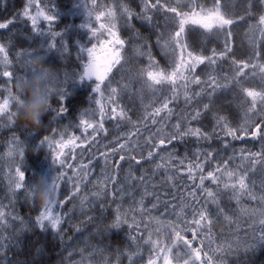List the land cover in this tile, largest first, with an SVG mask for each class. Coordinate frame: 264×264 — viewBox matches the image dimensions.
Here are the masks:
<instances>
[{
    "label": "snow or ice",
    "instance_id": "snow-or-ice-1",
    "mask_svg": "<svg viewBox=\"0 0 264 264\" xmlns=\"http://www.w3.org/2000/svg\"><path fill=\"white\" fill-rule=\"evenodd\" d=\"M80 6L87 17L83 27L89 29L92 37L98 39L97 34H103L100 32L101 29L107 32L109 37L99 42V51L95 43L81 50L85 54L86 62L80 79L94 78L95 94L103 96L101 89L104 85L110 88L109 102L116 103L114 97L118 95V90L111 87L110 74L114 69L117 72L124 71V65L129 63L125 55L126 41L121 36V29H126L140 41L133 46L135 56L146 58L147 61V67L141 68L137 73L138 78L143 80L146 88L153 90L154 95L156 91L165 89L170 91V95H162V106L140 117L136 122H133L132 117L124 110L117 112L116 108H112L109 114L105 110L106 106L100 105V119L94 126L90 121L95 116L96 109L83 110L77 127H81L85 133L89 129L94 134L100 131L107 132L104 127V120L107 117L114 122L123 120L130 123L132 128L136 129L130 135L137 138L142 136L140 122L143 120L148 136L144 138L143 145L138 140L133 143L129 139V134L123 137L125 141L123 143L120 142L122 137L117 136L115 143L118 147L100 153L95 161L90 159L87 164L77 165V170H74L71 176L64 170L73 168L67 163V153L64 149L69 146L75 149L76 141L81 138L72 135L67 140L64 139L70 125L49 126L46 131L50 130L51 134L43 135L40 143L48 148L53 165L59 167V170L57 167L54 169L55 174L51 176V186L57 193V199L47 207H39L38 214L34 218L25 220L21 216H11V220L18 222L19 227L9 223L8 218L11 214L0 206V264H43V246L36 249V255L31 260L14 259L16 252L25 247L22 241L25 232L34 229H38L41 233L51 232L54 238L59 239L62 255L74 239L72 236H67L69 229L77 235H83V231H88L87 228L82 227L84 225L92 226V231L89 232V238L84 240L85 248L79 249L78 254L82 257L90 246L89 239H95L97 236L103 238L112 230L123 227L126 229L127 239L138 250L128 256L129 264H135L133 257L138 255L139 250L144 246H148L147 264H160L161 259L162 264H230V257L236 258L235 264H247L248 255L254 253L258 247L264 246V88L260 91L250 87L241 89L244 96L241 106L245 107V112L244 120L240 124H234V118L224 114L230 105L215 107L213 98L230 85L240 84L248 76L245 70L249 69V62L235 58L237 52L231 45L232 30L240 22L254 18L253 9L260 11L259 25H264V0H259L258 4L249 0L244 10L245 15L239 16L238 19L232 18L238 16V13L229 12V5L222 3L221 0H214L211 8H204L193 0H142V4L137 5L139 11H133L128 5L119 4L116 7H109L106 12H97L99 5L96 0H91V4L88 0H80ZM32 8H35V14L31 11ZM55 11L53 0H45L43 4L40 0H27L19 16L30 22L34 32L41 31V21H43L51 35L47 48H58L66 52V44L62 40L58 43L57 37H60V33L54 30ZM102 18L107 23H100ZM15 19L14 15L8 20L0 21V29H7L9 23ZM118 20L123 23L118 25ZM94 21L99 23V28L93 26ZM136 22L147 29L146 35L136 27ZM261 31L264 34V29ZM196 35L207 38L208 43H212V35H223V46L217 44L211 49L202 47L203 40L193 39ZM29 55V49L17 51L13 61L9 58V42H0V75L7 78V84L0 85V89L7 93L0 102V114L6 116L8 125L15 123V113L9 111V106L19 101L12 86L23 78L24 60ZM255 55L264 59V49L255 52ZM225 64H228L227 70L224 68ZM181 88L185 108L176 113L175 108L170 105L178 106ZM194 88H198L199 91H194ZM65 95V89L62 87L56 96L57 107L51 108L55 114L53 119L67 111L63 102ZM205 97L209 103H202V98ZM95 103L99 105L100 101L96 100ZM201 103L202 107H193V104ZM161 112L165 114L163 117H160ZM209 113H211L210 118ZM174 114L175 123L168 124L171 131H166L164 126L157 128L155 132L148 129V120H151L152 125L155 126L162 119L171 120ZM3 126L0 122V127ZM117 126L119 127V124ZM57 136L59 139L56 138ZM83 139L87 140L88 137L84 136ZM245 139L258 141L260 150L251 152L241 148L238 157L241 164L233 168L230 165L234 159H237L235 149L233 155L227 158L221 155V151L227 152L231 147L230 140ZM188 140L194 141L197 145L191 155L188 154L189 150L186 147ZM92 143H96L95 138ZM214 143L220 144L222 148L212 147ZM180 145L185 146V154L182 157L179 155ZM25 149V141L14 133L3 158L7 159L9 168H14V174L10 173L7 177L9 193L15 197L17 191L23 189L25 199L31 202L30 185L36 178L26 180V173L23 170ZM145 150H147L146 155ZM162 152L166 155H161ZM83 154L84 149L81 150V157ZM117 154H120L119 160H112L110 163V157H115ZM157 157L164 163H156L151 169L141 167L142 164L154 162ZM101 160L103 164L100 166L99 175L103 180L94 185L96 191L81 195L82 185L87 188L84 181L93 174V167ZM213 161L216 162L214 166ZM125 163L128 165L127 170L124 168ZM134 166L140 170V175L134 174ZM157 171L163 173L164 185L171 182V187L177 188V195L169 191L167 195L170 199H161V194L155 191L157 185L151 184ZM148 172H151V175H147ZM121 173H125L122 178ZM257 173L260 176L259 196L254 191L257 181L251 179ZM61 183L70 185L63 199L60 198ZM88 183L91 181L89 180ZM150 184L153 189L151 192L148 190ZM137 185L144 189L139 203L143 205L145 197L151 202L150 209L141 208L138 213L141 216L139 221L135 216L128 217L127 213L121 212L122 205L118 203L125 196H132L135 203V192L129 189L138 191ZM225 191L232 193L230 200L235 199L238 205L242 195H247L250 200L260 205L238 209L240 215L246 217L244 223L247 227H241L239 219H233L236 212H233L232 216L228 215L232 210L223 206L222 196ZM200 198L204 199V204L200 203ZM177 200L180 202L176 203ZM76 201L78 204L75 203ZM69 204L71 207H68ZM111 204H116L114 213L110 211ZM161 207L164 209L161 215H175L183 224V228L178 230L175 221L165 222L151 217V220L162 228L171 229L166 233V240L171 241V247L159 239V232L155 240L152 239L151 233L147 239L144 236L149 225L144 222L143 216L150 215L152 211L159 212ZM65 208L67 211H63ZM77 208L84 219L73 224L72 214ZM177 208L180 209L179 212ZM89 213L93 214L89 215ZM187 215L192 216L191 221L185 218ZM214 216L217 218L222 216L230 225H237L235 231L229 233L230 238L222 243H217L212 235ZM65 223L69 228L64 227ZM189 235L191 239L188 238ZM174 249H182V251H174ZM10 252L13 255L10 256ZM74 254L77 253L68 251L70 264H83V259L71 261ZM140 259H143L142 254ZM59 264H64V260L62 259Z\"/></svg>",
    "mask_w": 264,
    "mask_h": 264
},
{
    "label": "trees",
    "instance_id": "trees-1",
    "mask_svg": "<svg viewBox=\"0 0 264 264\" xmlns=\"http://www.w3.org/2000/svg\"><path fill=\"white\" fill-rule=\"evenodd\" d=\"M26 2L27 0H0V21L8 20L14 15L16 16V19L12 23H9L7 29H0V42H9V58L13 61H15V52L24 49H33L36 47H47L49 41L51 40V35L46 30L47 25L43 21H41V31L34 32L32 31L30 22L23 20L19 16V12L22 10ZM40 2L43 4L45 0H40ZM193 2L198 3L204 8H211L214 0H193ZM221 2L229 5V12L238 13V16L232 17L234 19H238L239 16L245 15L244 10L246 5L249 3V0H221ZM251 2L258 4L259 1L251 0ZM53 3L56 10L54 30L60 33V37H57L58 43L62 40L67 46V51L58 50V48L48 49L49 54L45 62L56 69L58 76L63 81V86L66 92L63 102L67 111L56 119H53L55 114L52 109H50L43 117L41 127L37 130L24 127L18 121H15L12 125H8L6 116L0 114V122L4 125L3 127H0V206H2L5 212L11 214L8 219L9 223L14 227H19V224L18 222L12 221L11 216H21L25 220H28L30 217L34 218L39 211L38 206L33 205L30 201L25 199L23 189L18 190L15 197L9 193L7 177L10 173L14 174V168H9L7 159L3 157H5V154L8 151L9 141L14 133L19 136L21 140H24L26 144L24 156L25 163L23 165V170L26 173V180L35 179L39 175L51 176L54 174L56 166H52L50 163L51 158L50 155H48L49 150L44 144L40 143L43 135L51 134L50 130L46 131L49 126L61 127L62 125H70L64 139L67 140L72 135L81 138L78 139V142L82 145V147L70 150L71 153L67 155V163L73 166L72 169H64L67 171L69 176L73 174L74 170H77V165L81 163L87 164L90 159L95 161L100 153L109 152L110 149L118 147L115 143V138L117 136L122 137L120 142L123 143L125 142L123 137L126 134H129V139L132 140L133 143H136L138 140L141 145L144 143V138L148 136V131H145L143 120L140 122V131L142 136L139 138L130 135L131 133H134L136 129L132 128V125L127 121L121 120L114 122L109 120L107 117L104 120V127L107 129V132L100 131L94 134L91 129H89L88 132L85 133L82 131L83 129L81 127H77L80 121V113L87 108L96 109V114L90 121L93 122L94 126L100 119V106L95 103L96 97L94 96L95 93L92 91L93 87H91V85L95 82H87L85 79H80L82 67L86 61L85 54L81 50L88 46L91 42L92 36L90 35L89 29L87 27H83V25L87 22V17L80 6V0H53ZM88 3L91 4V0H88ZM96 3L99 5L96 9L97 12H106L109 7H116L119 4L128 5L133 11H139L137 5H141L142 0H96ZM31 11L35 14V8H32ZM252 12L254 18L246 19L245 21L240 22L237 27L233 28V35L231 38V45L234 51L237 52V56L235 58L243 59L249 62V69L245 70L248 73V76L242 80L240 84L234 86L230 85L222 93H219L217 97L213 98L215 107L230 105L227 112L224 114H229L233 117L234 124H240L244 120L245 107L241 106L244 96L242 95L241 89L250 87L260 91L264 88V59H260L255 55V52L264 49V43H262L264 42V34H262L261 31V29L264 28L257 26L260 11L258 9H253ZM117 23L120 25L123 22L118 20ZM136 27L140 29L142 34H147V29L142 27L139 22H136ZM121 36L126 42H128V44H126L127 49H131V44L134 46L135 44L140 43V41L134 38L133 33L126 29H121ZM193 39L203 40L202 47H207L209 49L217 44L222 47L224 42L223 35H212V43H208L207 38L200 37L198 35L194 36ZM127 51L130 55L132 53V55L135 54L134 49L133 51ZM157 59H159V56H157ZM146 67V58H138L134 55L133 60H131V64L128 67H125L124 71L117 72L111 78V87L117 88L118 95L114 97V99H116V103H110V88L104 86L101 102L102 105L106 106V112L111 114L112 108H116L117 112L124 110L127 115L132 117V121L136 122L140 119V117L145 116L147 113L154 112L156 108L162 106V95H170V91L165 89L162 91V95L158 98V100L156 98L150 101L148 99L149 96L146 97L143 93V80L137 76L139 70ZM224 68L227 70L228 64H225ZM229 75H231V73H229ZM221 83H224V81H221ZM6 84L7 78L0 75V85ZM125 85H127V87H125ZM193 90L199 91L198 88H194ZM179 91L181 92V95L180 100L178 101V106L170 105V107L175 108L176 113L185 108L183 103L182 88L179 89ZM6 96L7 93L3 89H0V98L4 99ZM93 96L94 99L92 100ZM202 103H209V100L206 97L202 98ZM202 103L200 105L193 104V107H202ZM52 106L54 108L57 107L56 96L52 98ZM14 110V105H10L9 111L13 112ZM164 115V112L160 113V117H163ZM210 117L211 113H209V118ZM169 123H175V114L171 120L162 119L160 123L155 126L152 125L151 120H148L147 127L151 132H155L157 128L161 126H164L166 131H171L168 127ZM117 124H119V127ZM84 136H87L88 139L84 140ZM56 138L59 139L58 136ZM93 138H95L96 143H92ZM201 143L203 144V142ZM230 143L231 147H229L226 153L221 151V155L227 158V156L233 155V149H235V156L237 159H234L230 165L233 168L241 164V161L238 159L241 148H246L251 152L260 150V143L258 141H252L251 139H245L243 141L230 140ZM178 147L179 155L182 157L185 154V146L180 145ZM186 147L189 150L188 154L191 155L197 145L194 141L188 140ZM212 147L218 149L222 148V146L218 143H214ZM82 149H84V154L81 157ZM146 152L147 150H145V155ZM93 153L95 155H93ZM119 155L120 154H117L115 157H110V163L112 160H119ZM133 155H135V153H133ZM161 155H166V153L162 152ZM156 163L164 162L157 157L154 162L142 164L141 167L143 169H151L155 167ZM215 163L216 162L213 161V166ZM102 164L103 161L101 160L93 167V174L84 181V184H87V188H84L82 185L83 191L81 195L97 190L94 185H96L98 181L103 180V177H100L99 175L100 166ZM124 168L125 170L128 168L126 163L124 164ZM57 169L59 170V167H57ZM134 174L140 175V170L136 169L135 166ZM120 175L122 178L125 173H121ZM147 175H151V172H148ZM169 175H171V173H169ZM251 179H255L257 181L254 191L255 194L259 196L261 194L259 187V173L252 176ZM89 180L91 183H88ZM226 180L227 178H225V181ZM151 184L157 185L155 191L161 194V199H170L167 195L169 191L173 195H177V188L171 187V182H169L168 185L163 184V173L160 171H157L155 178L151 181ZM151 184L148 187L149 192L153 191ZM69 187L70 185L61 183V199H63L64 195L67 194ZM109 188H111L110 183ZM137 188L139 189L138 191L136 189H129V191L135 192V203L133 202L132 196H125L124 199L122 201H118V203H121L122 205L121 212L127 213L128 217L135 216L139 221L141 220V216L138 213L141 211V208L150 209L151 202L147 197H145V202L141 205L139 201L144 189L139 185H137ZM231 196L232 193L230 191H225L222 196L223 206H226V209L232 210L228 212L229 216H232L233 212H236L233 219H239L240 226L247 227V224L244 223L246 217L241 216L238 209L242 207H259L260 205L256 201L250 200L247 195H242L240 197V204L238 205L235 199L230 200ZM179 202V200L176 201V203ZM75 203L78 204V201ZM200 203L204 204L203 198H200ZM68 207H71V204H69ZM130 209H134V211H130ZM115 210L116 204H111L110 211L114 213ZM63 211H67V208L63 209ZM163 211L164 209L161 207L159 212L152 211L150 215L143 216L144 222L149 225L148 231L144 232L145 239H147L149 233H151L152 239L155 240L158 238L157 232H159V239L164 242L169 241L166 240V233L170 232L171 229L166 227L162 228L155 221H152L151 217H156L165 222L175 221L178 230L183 228L182 222L178 221L175 215H161ZM179 211L180 209L177 208V212ZM92 214L93 213H89V215ZM72 215L73 224H77L80 220L84 219V217L80 215L78 208ZM185 218L189 221L192 220L191 215H187ZM110 219L111 217H109V220ZM129 222H131V220ZM249 223H251V221H249ZM64 227L69 228V225L65 223ZM82 227L88 229V231H83V235H77L69 229L67 236H72L74 239L71 241L68 250L63 252L62 255V246L59 239L54 238L51 232L41 233L38 229H34L31 232H25L22 236V241L25 247H22L16 252L14 259L31 260L32 257L36 255V249L43 246V264H59L62 259L64 260V264H70V261L68 260V251H75L77 253L72 256V262L81 261L83 259V264H129L128 256L138 251L137 248L127 239L125 233L126 229L122 227L121 229L112 230L103 238L97 236L95 239H89L90 246L87 248V251L83 253L82 257L78 254L79 249L85 248L84 240L85 238H89V232L92 231V226L84 225ZM236 227V224L230 225L229 221L225 220L222 216L219 218L214 216L212 227L214 240H216L217 243L224 242L230 238L229 233L235 231ZM181 234L183 235V233ZM241 235H243L242 232ZM67 236L65 237L66 242ZM188 238L191 239V236L189 235ZM141 244H143V242H141ZM213 247H215V245H213ZM178 251H182V249H179ZM141 254L143 259H140ZM9 255L11 256L13 254L10 252ZM148 258V246L142 247L139 250V254L133 257L135 264H147ZM229 259L230 264H235V257H230ZM247 264H264V246L258 247L254 253H250L248 255Z\"/></svg>",
    "mask_w": 264,
    "mask_h": 264
},
{
    "label": "clouds",
    "instance_id": "clouds-1",
    "mask_svg": "<svg viewBox=\"0 0 264 264\" xmlns=\"http://www.w3.org/2000/svg\"><path fill=\"white\" fill-rule=\"evenodd\" d=\"M29 52L30 55L24 60L23 78L12 86L19 97L13 112L15 121L37 130L45 114L52 108V98L64 86L56 69L45 62L49 54L47 47H36L29 49ZM51 176L39 175L30 185L31 202L38 207H47L57 199V193L51 186Z\"/></svg>",
    "mask_w": 264,
    "mask_h": 264
},
{
    "label": "rangeland",
    "instance_id": "rangeland-1",
    "mask_svg": "<svg viewBox=\"0 0 264 264\" xmlns=\"http://www.w3.org/2000/svg\"><path fill=\"white\" fill-rule=\"evenodd\" d=\"M259 1V0H258ZM261 14V13H260ZM100 23H107V21L103 18V19H101V21H100ZM93 26L94 27H96V28H99V23H96L95 21H94V24H93ZM257 26H259L260 28H264V25H259V18H258V25ZM100 32L101 33H103L102 35L100 34V33H98L97 34V37H98V39L97 38H94V37H92V39H91V42L88 44V46H86V47H91L90 46V44L93 42V43H95V44H97L98 45V51H99V42H101V41H104V40H107L109 37H108V35H107V32H105L103 29H101L100 30ZM90 35H91V33H90ZM92 36V35H91ZM92 43V44H93ZM126 44H128V42H126ZM135 45H137V44H135ZM127 49V48H126ZM127 50H130V51H133V44H131V49H127ZM103 53H101V55H102ZM133 54V53H132ZM130 55V54H128V51L126 52V58H128L129 59V63L128 64H125L124 65V68L125 67H128L130 64H131V60H133V58H134V55ZM86 62V61H85ZM253 66H255V65H253ZM252 66V67H253ZM83 67H84V65H83ZM83 67H82V71H83ZM82 71H81V73H82ZM117 73V71L114 69L113 70V73L112 74H110V79L115 75ZM88 82H95V80L94 79H91L90 81H88ZM105 84H107V81L105 82ZM91 87H93L94 88V83L91 85ZM93 88H92V91H93ZM103 88H104V85H102V92H103ZM142 89H143V93L146 95V97L147 96H149V100L150 101H152V100H154V99H156L157 98V100H158V98L162 95V91H164V90H162V91H156V93H155V95L153 94V90H151V89H148V88H146L145 86H144V84L142 83ZM93 93V92H92ZM94 94V93H93ZM94 96L96 97L95 98V101L96 100H99L100 101V104H99V106L100 105H102V99H101V96L99 95V94H94ZM3 101V98H0V102H2ZM97 104V103H96ZM98 105V104H97ZM82 130V129H81ZM83 131V130H82ZM76 145H77V147H82V145L81 144H79V142H78V140L76 141ZM77 147H75V148H77ZM73 148L71 147V146H69L68 148H65L64 149V151H65V153H67V155L68 154H70L71 153V151L70 150H72ZM48 155H50V158H51V154H50V152H48ZM17 159H18V157H17ZM50 163H51V165L52 166H55V165H53V163H52V158H51V161H50ZM56 167H58V166H56ZM57 211H60V209H57ZM165 243H167L170 247H171V241H168V242H165ZM179 249H174V251H178ZM160 264H162V259H161V261H160Z\"/></svg>",
    "mask_w": 264,
    "mask_h": 264
},
{
    "label": "water",
    "instance_id": "water-1",
    "mask_svg": "<svg viewBox=\"0 0 264 264\" xmlns=\"http://www.w3.org/2000/svg\"><path fill=\"white\" fill-rule=\"evenodd\" d=\"M93 79H94V78H93ZM85 80H86V81H90L91 79H89V78H85Z\"/></svg>",
    "mask_w": 264,
    "mask_h": 264
}]
</instances>
